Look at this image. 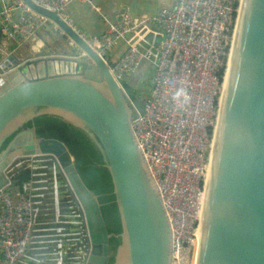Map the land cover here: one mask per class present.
Here are the masks:
<instances>
[{"label": "water", "instance_id": "obj_1", "mask_svg": "<svg viewBox=\"0 0 264 264\" xmlns=\"http://www.w3.org/2000/svg\"><path fill=\"white\" fill-rule=\"evenodd\" d=\"M22 1L55 28H42L33 55L9 53L0 61V189L8 190L6 168L16 157L33 154L36 143L49 155L63 151L60 169L81 223L64 241L75 253L54 243L47 264L107 263L112 235L73 156L62 142L23 129L37 117L59 118L86 136L109 174L121 226L112 264H171L168 220L130 126L143 112L142 99L130 98L55 12ZM77 49L87 60L75 58ZM220 98L195 264H264V0L244 1ZM20 159L30 158L14 161Z\"/></svg>", "mask_w": 264, "mask_h": 264}, {"label": "built area", "instance_id": "obj_2", "mask_svg": "<svg viewBox=\"0 0 264 264\" xmlns=\"http://www.w3.org/2000/svg\"><path fill=\"white\" fill-rule=\"evenodd\" d=\"M0 2V39L23 47L38 38L37 31L44 26L55 28L22 0ZM33 2L55 12L72 27L125 91L129 78L142 65L149 67L135 95L142 99L143 112L132 119L130 126L168 220L173 257L188 239L196 241V234L188 229L196 223L200 225L236 23L235 0H176L172 9L138 17L129 10H116L110 18L102 15L94 0ZM72 3L87 5L97 13L105 24L104 32L88 37L77 29L67 14ZM7 56L0 43V61ZM75 58L83 60L87 56L77 49ZM51 160L13 161L15 167L27 163L31 170L29 179L21 183L16 184L8 175L11 164L4 172L8 190L0 189V264H47L55 244L59 250L65 247L69 255L75 253L65 243L78 233L75 224L81 223L80 213L71 195L67 200L59 191L61 186L55 188L57 179L53 174L54 181L44 179L47 167L41 164ZM64 187L70 191L66 180ZM57 238L65 241L64 246L60 247Z\"/></svg>", "mask_w": 264, "mask_h": 264}, {"label": "trees", "instance_id": "obj_3", "mask_svg": "<svg viewBox=\"0 0 264 264\" xmlns=\"http://www.w3.org/2000/svg\"><path fill=\"white\" fill-rule=\"evenodd\" d=\"M234 8H238V0H235ZM236 14L234 15V19ZM233 19V23H234ZM224 73V72H223ZM126 86L129 97L135 96L134 93ZM33 125L35 133L42 139H55L62 142L74 158L75 168L85 184V186L97 196L100 204V211L107 228L112 237L109 240V253H114L120 244V239L115 236L121 232L120 220L117 213L112 187L107 170L102 167V159L95 147L89 142L86 136L78 129L63 122L59 118L51 116H41L28 123L26 126ZM9 141V140H8ZM3 145L2 149L7 145ZM30 173L21 172L14 182L21 183L28 180ZM18 180V182H16ZM113 263V256L107 264Z\"/></svg>", "mask_w": 264, "mask_h": 264}, {"label": "crops", "instance_id": "obj_4", "mask_svg": "<svg viewBox=\"0 0 264 264\" xmlns=\"http://www.w3.org/2000/svg\"><path fill=\"white\" fill-rule=\"evenodd\" d=\"M94 2L102 15L109 18L113 17L116 10H129L134 17H138L156 13L161 9H172L176 5V0H94ZM1 8L0 2V10ZM67 14L73 25L82 30L88 37L100 35L105 30L102 18L87 5L72 3L67 8ZM43 33V29L37 31V35ZM0 43L8 54L14 53L17 56L22 54L31 56L41 47L38 38H34L32 42L23 47H19L14 41H7L4 38L0 39ZM120 51V49L114 50L115 53H120ZM148 73L149 67L142 65L127 81L126 85L134 95L140 90V82L146 78Z\"/></svg>", "mask_w": 264, "mask_h": 264}, {"label": "rangeland", "instance_id": "obj_5", "mask_svg": "<svg viewBox=\"0 0 264 264\" xmlns=\"http://www.w3.org/2000/svg\"><path fill=\"white\" fill-rule=\"evenodd\" d=\"M236 17H238V14H236ZM87 59V58H86ZM83 59V60H86ZM146 86H148V82L146 81ZM15 163L11 164V167H9L8 171V175L16 178L18 177V175L21 172H29L31 174V170L28 168L29 165H27V163H24L21 167H15ZM53 165V160L46 162L45 164H41V167L46 168L45 172L47 173V176L44 178L46 180H48V182H50L54 177L51 173V167ZM40 168V165L38 166ZM13 169V170H12ZM58 179L61 180L60 177H58ZM54 181V179H53ZM18 182V180L16 181ZM59 191L61 193L62 196H64L67 200H70V191L65 188L64 186H61L59 188ZM48 194H46L47 196ZM50 198H47V200L49 201ZM52 200H50V204H52ZM65 206H62L61 209H64ZM191 229H188V232H191L192 234H196V236L198 235L197 231L199 232V226L196 223L193 226H190ZM66 229V228H65ZM63 234V233H61ZM190 234V233H189ZM47 235V233H46ZM198 237V236H197ZM196 237V240H197ZM55 241H58V239H56ZM192 241V237L190 239H188L184 244H183V248L181 249V252L177 253L175 252V254L173 255L172 259H171V264H193V258H194V252H195V245L197 243V241L191 242ZM32 254H34V251L32 252ZM35 259V258H34ZM27 264H34L31 262H28ZM41 264V263H39Z\"/></svg>", "mask_w": 264, "mask_h": 264}, {"label": "bare ground", "instance_id": "obj_6", "mask_svg": "<svg viewBox=\"0 0 264 264\" xmlns=\"http://www.w3.org/2000/svg\"><path fill=\"white\" fill-rule=\"evenodd\" d=\"M244 1L245 0H240L239 1V8H238V10H237V14H238V17H237V20H236V23H235V27H234V32H233V35H234V40H235V36H236V32H237V29H238V25H239V21H240V18H241V14H242V10H243V6H244ZM34 40V38H32L30 41H29V43L30 42H32ZM233 40V39H232ZM234 40H233V42L231 43L232 44V46L230 47V52H229V54H230V59L228 58V63H227V68H226V74H225V80H224V83H225V87H226V83H227V79H228V75H229V71H230V66H231V60H232V53H233V47H234ZM29 55V54H28ZM224 92H225V90H224ZM224 96V95H223ZM222 102H223V98L221 99V101H220V103L222 104ZM214 146H215V144H214ZM214 148V147H213ZM45 151V150H44ZM63 151L62 152H57L56 154H54V155H49L47 152H40V147H39V144L38 143H36L35 144V150H33V154H29V155H24V156H26V157H29L30 158V160H36V161H38V160H41V159H46V158H48V157H46V156H53L54 157V159H53V167L51 168V172H52V174L56 177V181L57 182H55V188H59L60 186H65V176H64V174H63V172H62V170L60 169V166H61V164H60V162H59V159H61L62 158V156H63ZM65 154V153H64ZM24 156H21V157H16L14 160H16V159H18V158H24ZM13 160V161H14ZM58 177H60L61 178V180L59 181L58 180ZM209 178H210V170H209V175H208V177H207V181H206V189H205V192H204V200H203V204H204V209H203V211H201V221L200 222H202V220H203V214H204V210H205V205H206V199H207V192H208V184H209ZM202 208H203V206H202ZM201 224V223H200ZM200 229H201V226H200V228H199V232H198V237H197V243H196V245H195V252H194V258H193V264H195L196 263V256H197V249H198V242H199V235H200ZM94 257V256H93Z\"/></svg>", "mask_w": 264, "mask_h": 264}, {"label": "flooded vegetation", "instance_id": "obj_7", "mask_svg": "<svg viewBox=\"0 0 264 264\" xmlns=\"http://www.w3.org/2000/svg\"><path fill=\"white\" fill-rule=\"evenodd\" d=\"M32 128H34V126L33 125H31L30 127L29 126H25L23 129H26V130H28V129H32ZM35 129V128H34ZM109 254H111L110 255V257H109V259L112 257V255H113V253H109ZM108 259V260H109ZM108 262V261H107ZM107 264V263H106Z\"/></svg>", "mask_w": 264, "mask_h": 264}]
</instances>
